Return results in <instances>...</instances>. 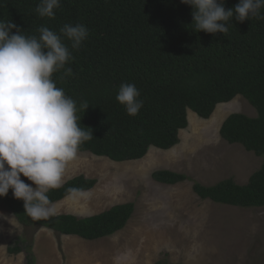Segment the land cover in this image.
Listing matches in <instances>:
<instances>
[{"label":"trees","instance_id":"trees-1","mask_svg":"<svg viewBox=\"0 0 264 264\" xmlns=\"http://www.w3.org/2000/svg\"><path fill=\"white\" fill-rule=\"evenodd\" d=\"M238 2L224 0V6L227 10ZM38 4L39 0H0V20L12 21L25 35L38 36L40 26L59 33L63 25L76 23L89 31L79 49H71L65 40L73 56L66 67L73 74L65 76L61 70L53 75L57 87L76 100L78 108L84 101L89 104L77 112L79 126L93 134L80 145V152L121 162L141 159L151 147L170 149L179 143V131L188 126V110L208 119L218 104L241 95L255 116L229 114L219 134L260 157V167L246 183L229 177L212 185L194 182L192 190L201 199L219 204L264 207V19L239 22L233 17L224 35L195 31L193 9L181 0H60L54 18L40 17L35 11ZM122 83H133L140 92L143 107L135 116L128 115L115 99ZM152 178L175 185L188 177L159 169ZM95 183L78 175L50 190L48 196L54 204ZM0 202L23 226L85 240L120 231L134 211L132 202H124L82 217L60 213L33 220L11 189L0 196ZM22 251L26 264H35L28 243L8 247L11 254Z\"/></svg>","mask_w":264,"mask_h":264},{"label":"rangeland","instance_id":"rangeland-1","mask_svg":"<svg viewBox=\"0 0 264 264\" xmlns=\"http://www.w3.org/2000/svg\"><path fill=\"white\" fill-rule=\"evenodd\" d=\"M232 113L256 114L237 95L218 104L208 119L188 110V126L170 149L151 147L143 158L121 162L78 151L67 163L62 183L78 175L96 183L54 203L57 214L82 217L132 202L125 227L96 240L59 235L21 225L0 202V264H26L25 251L8 252L16 243L30 245L35 264H264V207L219 204L192 190L194 182L212 185L229 177L246 183L260 167V157L221 138L220 126ZM159 169L188 178L162 184L152 178Z\"/></svg>","mask_w":264,"mask_h":264},{"label":"clouds","instance_id":"clouds-1","mask_svg":"<svg viewBox=\"0 0 264 264\" xmlns=\"http://www.w3.org/2000/svg\"><path fill=\"white\" fill-rule=\"evenodd\" d=\"M193 9L195 31L224 35L227 22H244L250 17L264 19V0H239L226 10L224 0H181ZM60 0H39L35 11L40 17L54 18ZM192 22V23H193ZM15 29V32H13ZM39 35H25L10 20H0V196L9 190L23 200L24 212L33 220L57 214L48 192L61 186L66 165L78 155L80 145L92 138L81 128L77 115L89 104L76 100L57 87L53 75L73 59L71 49H79L89 31L81 23L65 24L59 33L47 26ZM133 83H122L115 99L130 116L143 107ZM26 177L32 183H26Z\"/></svg>","mask_w":264,"mask_h":264}]
</instances>
